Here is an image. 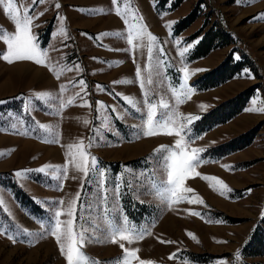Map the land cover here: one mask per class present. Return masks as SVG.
Listing matches in <instances>:
<instances>
[{"label": "rangeland", "instance_id": "1", "mask_svg": "<svg viewBox=\"0 0 264 264\" xmlns=\"http://www.w3.org/2000/svg\"><path fill=\"white\" fill-rule=\"evenodd\" d=\"M198 1L0 0V264H264V14Z\"/></svg>", "mask_w": 264, "mask_h": 264}, {"label": "trees", "instance_id": "2", "mask_svg": "<svg viewBox=\"0 0 264 264\" xmlns=\"http://www.w3.org/2000/svg\"><path fill=\"white\" fill-rule=\"evenodd\" d=\"M184 1L185 0H156V10L157 11H165V10L174 11ZM202 4H203V0H199L197 2V5L195 6V8L188 15H186L184 18H182L181 20H179L175 24L174 29H173L174 35H177V34L183 32L186 28H188L196 20ZM213 29L214 28H210L209 31L206 32V34L203 36V38L197 43V45L195 46V48L191 54L192 59L195 60V59L205 57L214 48L213 45L215 43V40L213 39V37L210 36ZM201 33H202V29H200L198 32L193 34L191 36V39H196ZM230 61H231V57L229 55L226 58V60L223 62V64H221L217 69H215L212 72L207 74V78L211 79L213 77H216V79H217L215 81V83L211 84L209 87H215V86H217V85H219L225 81L223 75L228 73L229 71H227L228 70L227 68H226V71H224L223 69L225 68L227 63L228 64L230 63ZM220 73H222L221 76L218 75ZM218 78H219V80H218ZM248 94L249 93L243 92L237 98H235V100L237 102H232L229 104H221L217 108L211 110L207 114L203 115L199 121H197L196 126L203 124L206 121H211L210 119L213 118L217 112H220L223 109H228L229 112L223 113V115H225V114H227V115L225 118L221 119L220 122L223 123L225 121H228L229 119L236 116L241 111V109L243 108V106L245 104V100L248 97ZM226 107H228V108H226ZM209 123H212V122H209ZM233 144H234V141L227 143V144H224V145H221V146H219V148H216V149H223V148H227V147H232ZM23 195H24V197H27L25 194H23ZM243 252H244V256H249V257H253V258L254 257L264 258V236L252 235L250 240H249V245L247 246V248H244V250L241 253H243Z\"/></svg>", "mask_w": 264, "mask_h": 264}, {"label": "crops", "instance_id": "3", "mask_svg": "<svg viewBox=\"0 0 264 264\" xmlns=\"http://www.w3.org/2000/svg\"><path fill=\"white\" fill-rule=\"evenodd\" d=\"M226 4L229 8L232 6L234 10L242 11L239 15V20L249 18V20L254 22L260 14H264V0H226ZM256 25L259 24L256 23Z\"/></svg>", "mask_w": 264, "mask_h": 264}]
</instances>
